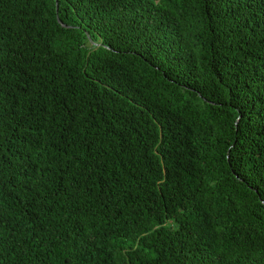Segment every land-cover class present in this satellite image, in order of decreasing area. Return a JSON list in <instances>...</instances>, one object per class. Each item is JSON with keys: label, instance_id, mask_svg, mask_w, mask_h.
<instances>
[{"label": "trees", "instance_id": "trees-1", "mask_svg": "<svg viewBox=\"0 0 264 264\" xmlns=\"http://www.w3.org/2000/svg\"><path fill=\"white\" fill-rule=\"evenodd\" d=\"M0 264H264V0H0Z\"/></svg>", "mask_w": 264, "mask_h": 264}]
</instances>
